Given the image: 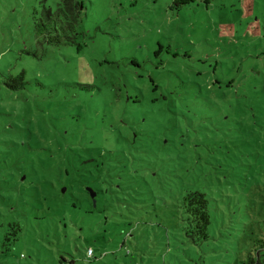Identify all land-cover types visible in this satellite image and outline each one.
Here are the masks:
<instances>
[{
	"label": "rangeland",
	"instance_id": "obj_1",
	"mask_svg": "<svg viewBox=\"0 0 264 264\" xmlns=\"http://www.w3.org/2000/svg\"><path fill=\"white\" fill-rule=\"evenodd\" d=\"M60 1L0 0V264L264 254V0H77L54 45L36 23Z\"/></svg>",
	"mask_w": 264,
	"mask_h": 264
},
{
	"label": "trees",
	"instance_id": "obj_2",
	"mask_svg": "<svg viewBox=\"0 0 264 264\" xmlns=\"http://www.w3.org/2000/svg\"><path fill=\"white\" fill-rule=\"evenodd\" d=\"M192 1L173 0L171 7L179 8V6ZM80 6L77 0H61L54 13L50 7H45L46 21L36 23L38 33L43 35L48 43L54 45L75 42L77 33L74 34V31L80 17ZM24 74L25 72L22 70L17 75L11 76L8 80L10 83H6V85L14 90L24 88ZM182 205L187 213L188 236L193 237L194 240H206L208 237L210 214L208 212V199L205 193L189 191L182 197ZM14 235L17 236V233H14ZM262 246L264 247V240L262 241ZM242 264H264V254L259 255L257 259L249 257Z\"/></svg>",
	"mask_w": 264,
	"mask_h": 264
},
{
	"label": "water",
	"instance_id": "obj_3",
	"mask_svg": "<svg viewBox=\"0 0 264 264\" xmlns=\"http://www.w3.org/2000/svg\"><path fill=\"white\" fill-rule=\"evenodd\" d=\"M88 190L90 192L91 197L93 198L95 196V192L91 188H88Z\"/></svg>",
	"mask_w": 264,
	"mask_h": 264
},
{
	"label": "built area",
	"instance_id": "obj_4",
	"mask_svg": "<svg viewBox=\"0 0 264 264\" xmlns=\"http://www.w3.org/2000/svg\"><path fill=\"white\" fill-rule=\"evenodd\" d=\"M92 253H93V252H92V249L89 248V249L87 250V254L90 256V255H92Z\"/></svg>",
	"mask_w": 264,
	"mask_h": 264
}]
</instances>
